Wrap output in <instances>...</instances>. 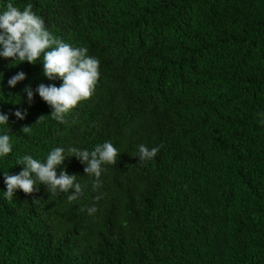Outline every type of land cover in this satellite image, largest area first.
<instances>
[{"label": "trees", "instance_id": "obj_1", "mask_svg": "<svg viewBox=\"0 0 264 264\" xmlns=\"http://www.w3.org/2000/svg\"><path fill=\"white\" fill-rule=\"evenodd\" d=\"M9 2L87 48L99 78L60 123L35 91L62 83L44 76L43 57H0V134L12 145L0 156V264H264V0H0V12ZM105 141L120 154L93 191L68 149ZM140 144L159 151L139 161ZM55 147L79 198L37 181L6 199L18 159L43 162Z\"/></svg>", "mask_w": 264, "mask_h": 264}, {"label": "clouds", "instance_id": "obj_2", "mask_svg": "<svg viewBox=\"0 0 264 264\" xmlns=\"http://www.w3.org/2000/svg\"><path fill=\"white\" fill-rule=\"evenodd\" d=\"M33 5L27 4L23 10L15 7L11 2L7 3L5 10L0 12V57L12 58L19 62L27 61L35 64L40 57H43V74L48 80L57 78L62 80L59 87L55 84L41 83L37 86L36 92L39 97L51 107L49 113L51 118L65 123V116L80 101L91 97L99 78V61L89 56L87 48H76L63 40L55 37L44 26L43 19L32 11ZM25 79L24 72H18L8 81L9 86H15L17 82ZM28 102L31 103L33 91L26 87ZM25 112L16 110L14 115L23 119ZM264 116V114H258ZM44 115L37 118L35 122L42 121ZM259 123L264 124V119ZM0 124H8L7 114L0 113ZM21 131L25 134L31 133L30 125L22 126ZM12 151L10 136L7 133L0 134V156H7ZM159 146L149 148L145 144L138 146L139 161H150L158 153ZM68 156H75L85 165L84 173L94 176L92 182L93 191L102 186L100 176L105 170L102 165L116 164L120 152L109 141L95 145L94 149H79L70 147ZM64 149L53 148L42 162L34 159L31 155L25 154L18 159L17 164L24 167L18 174H4L6 191L5 198L13 200L16 189L22 190L25 194H32L39 190L37 181L44 184L52 195L57 191L69 192L74 189L67 199L69 202L77 200L82 194L81 185L76 183V175H70L63 169L56 172V167L62 165ZM102 196H96L99 200ZM35 200V199H34ZM89 214L97 211L95 206L87 209Z\"/></svg>", "mask_w": 264, "mask_h": 264}]
</instances>
